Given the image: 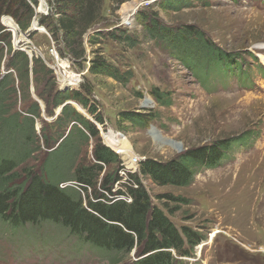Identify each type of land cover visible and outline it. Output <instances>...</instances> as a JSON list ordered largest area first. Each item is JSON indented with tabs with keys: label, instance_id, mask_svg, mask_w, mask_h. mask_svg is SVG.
I'll return each instance as SVG.
<instances>
[{
	"label": "rangeland",
	"instance_id": "obj_1",
	"mask_svg": "<svg viewBox=\"0 0 264 264\" xmlns=\"http://www.w3.org/2000/svg\"><path fill=\"white\" fill-rule=\"evenodd\" d=\"M37 1L27 32L12 20L18 28L12 33V48L19 46L27 50L30 58L40 57L52 69L59 88L80 87L66 86L67 78L77 85L90 82L92 100L105 119L103 125L95 122L102 141L104 143L101 129L109 132L107 137L111 141L118 142L126 157L133 154L143 159L167 161L192 147L254 133L251 139L257 138L251 148H234L222 166L201 169L188 187H160L146 177L142 181L153 202L160 207H164V200H157L156 195L185 198L188 204L181 206L170 219L178 228L188 225L207 235L196 247L195 256L182 258V264H264V186L259 188L264 183V163H260L264 155V72L260 71L264 69V0H190L188 6L179 10L169 6L171 0H104L103 19L83 36L85 56L81 63L74 62L62 38L54 39L42 25V30H35L34 24L41 16L58 17L52 0ZM135 3L138 6L127 23L124 10ZM145 12H156L159 20L173 29L195 26L212 45L230 53L239 67L249 72L252 83L241 85L232 76L225 84L224 70L219 68L210 69V82H198L170 48L156 44L148 36L141 16ZM4 20L2 24L7 25ZM117 29L127 31L134 44L120 43L108 35ZM96 55L104 56L122 71L131 72L129 83L124 85L104 74H92L89 68ZM7 60L5 54L0 65V80L8 73ZM234 65L232 69L237 67ZM153 88L168 92L173 104L170 107L159 105L151 94ZM27 101H38L42 110L41 118L35 119L39 150L25 163H20V173L43 174L53 183L71 182L77 162H93V140H80V154L74 158L68 153L70 142L58 152H52L58 143L48 148L43 136L57 138L59 130L55 120L60 108L53 116L46 113L45 103L36 95L32 77ZM28 102L17 101L15 110L22 112L21 117ZM72 103L86 113L80 105ZM122 111L142 114L151 111L156 119L144 128L130 122L119 123ZM43 127L45 132H42ZM117 134L119 138L114 139ZM165 213L169 215L167 210ZM77 244L75 237H69L61 225L49 220L23 227L0 221V264H116L118 259L117 264H132L137 259L135 252L127 257H116L88 245L78 249Z\"/></svg>",
	"mask_w": 264,
	"mask_h": 264
},
{
	"label": "trees",
	"instance_id": "obj_2",
	"mask_svg": "<svg viewBox=\"0 0 264 264\" xmlns=\"http://www.w3.org/2000/svg\"><path fill=\"white\" fill-rule=\"evenodd\" d=\"M189 1L171 0L169 6L179 10L188 6ZM103 4L104 0H52L58 17L41 16L38 22L48 28L54 39L62 38L74 62L81 63L85 56L83 36L103 19ZM34 5H38L37 0H0V65L5 54L8 56V73L0 80V221L13 227H23L37 226L40 221L49 220L61 225L69 237H75L78 249L88 245L116 257H127L135 252L137 259L132 264H182V258L194 257L196 247L207 239V235L188 225L178 228L169 217L188 201L172 194H159L155 198L164 200L166 209L160 207L153 202L142 178L146 177L160 187H188L201 169L222 166L234 148H251L257 137L251 139L254 133L249 132L225 138L192 147L167 161L146 158L139 165V173L121 181V159L103 143L95 123L103 125L105 119L92 100L91 83L84 82L78 89H61L52 75V69L40 57L33 55L30 58L25 51L12 48V33L2 24V17H12L20 29L27 32L35 15ZM141 16L148 36L156 44L170 48L198 82H210V69H223L225 84L232 76L241 85L252 83L249 72L239 67L230 53L212 45L210 39L195 26L183 25L173 29L163 24L156 12H145ZM32 34L29 36L32 37ZM108 35L120 43L135 42L123 29ZM234 64L237 67L232 69ZM89 71L104 74L124 85L132 78L131 72L122 71L102 55L92 59ZM260 71L263 74L264 69ZM31 77L38 99L45 103L46 113L53 116L55 110L61 108L55 120L59 130L57 138L52 140L50 136H43L44 145L52 148L58 143L52 151L56 153L70 142L68 153L71 152L74 158L80 154V140H93V162L84 163L81 160L73 168L70 181L76 186L62 187L66 181L53 183L43 174L31 171L21 174L19 171L20 163H25L39 150L35 119L41 118L42 110L38 101H27L30 98ZM218 80L223 82L221 78ZM151 94L161 106L170 107L173 104L168 92L153 88ZM19 99L28 102L23 109V117L22 112L15 110ZM69 102L80 105L92 120ZM154 119L156 115L151 111L148 114L122 111L118 121L144 128ZM42 130L45 132L44 127ZM118 182L120 188L114 192ZM122 194L129 195L132 201L110 198Z\"/></svg>",
	"mask_w": 264,
	"mask_h": 264
},
{
	"label": "built area",
	"instance_id": "obj_3",
	"mask_svg": "<svg viewBox=\"0 0 264 264\" xmlns=\"http://www.w3.org/2000/svg\"><path fill=\"white\" fill-rule=\"evenodd\" d=\"M5 17L11 18V19L13 20V18L10 17V16H3L2 19L4 20ZM2 19H1V20H2ZM3 25L6 27V29H7L8 31H10L11 33H15V31L12 30V29H10L6 24H3ZM14 49H20V50H23V51H25V52L28 54V52H27L26 49H24V48H20L19 46H18V47L15 46ZM12 71H13V70H10L9 72H12ZM84 74H85V73H83V75H84ZM78 75L81 77V82H82V75H81V73H79ZM60 82H61V80H60ZM78 86H81L80 83H79L76 87H78ZM73 89H75V88H73ZM101 132H102V135H103V138H104V143H105L108 147H110L115 153H117V154L120 156V159H121V161H122V168H121L120 171H119V174H120V177H121V181H126V180H128L131 174H135V173L138 172V170H139V165H140L141 161L144 160V159L141 158V157H138V156H136V155H133V154H132L129 158L126 157V156L124 155V152H123L122 150H120V149H115V148L111 145V143H113V141H111V139H110L109 137L106 136V135L109 134V132H108V133H104V132H103V129H101ZM119 136H120V134H117V135H116V138H119ZM119 183H120V182L116 183L115 188L113 189L114 192H116V190H118V189L120 188ZM68 185L76 186L74 182H69V183H63V184H62V187H65V186H68ZM113 197H115L113 200L123 199V200H125V201H127V202H131V201H132V198H131L129 195H127V194L113 195V196L110 197V198H113Z\"/></svg>",
	"mask_w": 264,
	"mask_h": 264
},
{
	"label": "bare ground",
	"instance_id": "obj_4",
	"mask_svg": "<svg viewBox=\"0 0 264 264\" xmlns=\"http://www.w3.org/2000/svg\"><path fill=\"white\" fill-rule=\"evenodd\" d=\"M139 4V3H138ZM138 5H137V3H135V4H133V5H131V6H129V7H127V10H124V11H126V15H125V22H129L130 21V17L132 16V14L134 13V11H135V7H137ZM5 20L4 21H6V23H7V25L9 26V27H11V28H13V30L15 31V30H18V28L16 29V25H15V23L14 22H12V19L11 18H8V17H5L4 18ZM127 22V23H128ZM126 23V24H127ZM35 25V30H37V31H40V30H42V28H40V25L39 24H37V22L34 24ZM44 31V30H43ZM262 49H264V47H262ZM66 86H77V82H74L72 79H69V78H67V80L65 81V83H64ZM67 87H63L62 86V89H66ZM114 135V134H113ZM106 136H109V135H106ZM114 139H116V135H115V137H114ZM115 141V140H114ZM113 145V147L115 148V149H121V148H119L120 146H119V144H118V142H113L112 143ZM115 145H118V146H115ZM124 148V147H123ZM262 148H264V146L262 147ZM260 163H264V155L262 156V158H261V161H260ZM264 186V183H262L261 185H260V187L259 188H262ZM262 190V189H261ZM260 191V190H259ZM261 196V195H260ZM260 196H259V198H260Z\"/></svg>",
	"mask_w": 264,
	"mask_h": 264
},
{
	"label": "water",
	"instance_id": "obj_5",
	"mask_svg": "<svg viewBox=\"0 0 264 264\" xmlns=\"http://www.w3.org/2000/svg\"><path fill=\"white\" fill-rule=\"evenodd\" d=\"M37 24H39V23L37 22ZM69 103L73 104L72 102H69ZM60 112H61V108H60V110L58 111V115H59ZM82 113H83V112H82Z\"/></svg>",
	"mask_w": 264,
	"mask_h": 264
},
{
	"label": "crops",
	"instance_id": "obj_6",
	"mask_svg": "<svg viewBox=\"0 0 264 264\" xmlns=\"http://www.w3.org/2000/svg\"><path fill=\"white\" fill-rule=\"evenodd\" d=\"M12 73H14L15 74V72L14 71H12ZM81 112V111H80ZM82 113V112H81ZM84 115H86L85 113H83ZM87 116V115H86Z\"/></svg>",
	"mask_w": 264,
	"mask_h": 264
}]
</instances>
